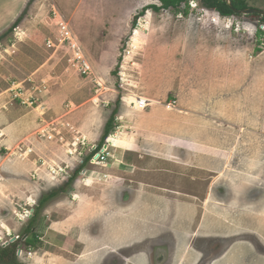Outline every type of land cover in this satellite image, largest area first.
Wrapping results in <instances>:
<instances>
[{
	"label": "rangeland",
	"instance_id": "obj_1",
	"mask_svg": "<svg viewBox=\"0 0 264 264\" xmlns=\"http://www.w3.org/2000/svg\"><path fill=\"white\" fill-rule=\"evenodd\" d=\"M30 1L15 31L0 42V117H15L17 107L27 109L24 114L32 122L37 119L46 124L34 131L39 137L36 141L49 140L43 131L53 133L50 141L68 148V153L71 145L65 128L73 130L70 121H93L100 138L116 110L115 128L106 140L124 133L117 145L113 142L117 148L111 147L117 156L131 147L132 132L136 131L137 140L153 136L150 143L139 140V150L114 166L125 180L124 191L117 192L120 206L125 205L116 208L123 210L126 219H132V205L144 199L152 206L147 214L152 219H146L153 230L149 233H172L179 247L189 251L192 235L200 231L197 246L210 249L212 256L219 255L233 239L208 236L212 229L208 222L202 224L204 219L220 213L225 221L232 218L228 220L234 222L235 233L248 235L244 233L246 204L250 198L261 197V174L256 169L264 168V52L257 48L259 18L222 16L205 8L201 0H191L189 6L183 3L177 10L152 8L161 5L159 0ZM249 5L264 10V0H250ZM61 22L68 26L69 37L61 32ZM83 61L90 63L92 71H83ZM13 81L35 91L40 106L31 107L13 95ZM133 96L145 97L158 112H134L139 108L131 102ZM67 112L68 121L63 116ZM172 122L181 123L182 139L187 142L166 141L172 135L166 124ZM6 133L4 123L0 124V249L14 243L19 247L14 260L0 264H100L108 251L106 243L117 248L134 241L126 234L117 241L103 239L101 245L91 248V241L78 239L80 229L69 231L67 221L60 225L71 210L70 193L46 197L42 204L40 199L59 187L84 183L87 176L83 172L74 176L68 170L71 164L78 168L87 161L82 163L69 154L65 159L57 156L54 161H62L54 162L55 168L67 171L50 175L51 163L43 173L44 161L32 158L33 148L23 143L12 148ZM75 140L78 138L72 142ZM92 144H87L85 154ZM13 161L20 170L10 171ZM252 168V176L247 175ZM69 174L73 182L68 180ZM140 179L159 185V191L153 185L143 195L134 190ZM102 193L103 202L113 206L116 200L111 192L103 188ZM40 205L38 219L32 224L39 240L26 248L24 238L35 240L32 230L26 228ZM95 222L87 230L96 234L102 224ZM56 227H61V233ZM253 235L264 247V239L258 233ZM135 242L139 243L136 247H147L142 238ZM187 251L179 258H186L183 264H192L198 256H192V250L185 256ZM249 259L254 261V257Z\"/></svg>",
	"mask_w": 264,
	"mask_h": 264
},
{
	"label": "crops",
	"instance_id": "obj_2",
	"mask_svg": "<svg viewBox=\"0 0 264 264\" xmlns=\"http://www.w3.org/2000/svg\"><path fill=\"white\" fill-rule=\"evenodd\" d=\"M29 2L30 0H0V34L5 32L9 27L12 26V24L20 17L24 8L28 5ZM150 106L152 107V104L148 105L144 109L139 108L133 110L134 112L142 111L143 113L148 112L151 114L153 112V114H156L158 110H153L150 108ZM19 108L18 107L14 108L16 112L15 117H11V116L9 117L8 115L5 114L1 116L0 124L4 123V127L8 130L6 136L8 134L7 136L8 144L9 145L12 144V148L14 147L13 145L18 143L19 144L23 143L33 148L34 151L30 150V152H32V158L37 157V159H40L42 162L44 161L40 167V171L44 173L47 169V166L50 165L51 163L53 164L51 165V167H55L54 166L55 163L56 164L61 163L62 159L60 161H54V159L57 156L58 159L59 158L65 159V156L68 155L67 153L68 148L65 149L64 146H61L57 142L56 144L54 143V141H50L46 139H44L45 142H37L36 139L39 137L35 136L36 133L34 134V131L38 130L40 127H46V124L39 123L40 120L37 119H34V121L32 122L30 116H28V114H24V111H27V109L25 110L22 107ZM33 112L35 113L36 111L34 110ZM161 112H165V111L161 110ZM68 115H70V112H67L66 114L63 115L66 117V121H68V118L70 117ZM130 115L131 113H129V116ZM166 116H169L168 113ZM37 118H38V114H37ZM73 118L75 120L76 116ZM69 123L71 126H73L72 131L69 129V127L65 128V130H67V133H69V138L67 139L69 141V144H71L70 142H72L74 137L86 138L88 143L90 142L95 144L97 143V141L100 142L105 130V127H103L102 133H100L102 135L99 138L98 137L99 129L98 127H95L93 125V121L85 120L82 121L81 124H79L77 121L74 122L70 121ZM54 124H56V126H59L58 123H54ZM156 125H158V123L155 124V126ZM166 126L167 128H165L164 125H162L161 129L165 128L166 130H168L169 134H172L167 136L169 137V140L166 141L175 142L179 144L183 143L182 141L187 142L186 140L182 139L181 123L172 122L166 124ZM262 126L263 125H261V127ZM131 135H132L131 147L129 149H122V154L120 156L119 155L117 156L115 154L114 156L115 159H112L109 164L108 163L94 164L88 160L87 162H85V164H82V166H79L78 168L75 167L74 168L75 170L70 169V171H72L73 174L77 173V171L79 170V173L83 172L84 175L87 177L85 178L84 183L75 182L74 187L69 189L68 193L70 194H68L67 198L69 200L68 204L71 210L69 212L68 217L64 218V220H61L58 223L61 225L62 223L67 221L69 224V231H71L72 228L80 229L79 230L80 238L78 239L91 241V245H90L91 248L92 246L97 247V245H101L103 239L120 238V237L123 238L126 236V234L128 235V237H134V234H142L146 232L149 233L150 231L151 232L153 231L152 228H149L147 226L148 221L146 220V219H152V217L149 216L150 215L149 212H151L152 206L147 202L145 204L144 199L139 198L137 200V203H134L132 205L131 220L125 218V214L123 213V210L120 211L119 208H116L118 205L120 206L121 204L120 203L121 198H119V194H117V192L119 191L118 193H120L121 191H124L125 180L121 178L120 175L116 174V170L114 169V166H116V164L118 166L122 164L125 155L128 154L131 155L133 153H136L134 152L135 149L139 150V144H138L140 143L139 140H144V142L150 143L152 142V137H153L150 134H147L146 137H141L137 140L136 131L132 132ZM40 143H44V144L40 145ZM44 146L46 148H44ZM33 152L35 153V155L33 154ZM25 154H29V152H26ZM172 155L173 154H170V156ZM88 157L89 155L85 154L84 157H81V160L83 161L87 160ZM5 160H8V157ZM16 160L20 161L18 158H15V161ZM9 165H10V169H12L10 171L20 170L18 163L14 161ZM5 166H6L5 172L8 174V161H7V165ZM93 166L96 167L95 170L88 168ZM235 171L236 170H234L233 172ZM250 171H251L250 173L247 172L246 174L252 176L253 168L250 169ZM258 171L261 174L260 177L261 179H259L258 185L260 186L259 190L262 194L261 197L259 198L254 197L247 200L246 205L248 206L246 207V213L244 216V225H245L244 233L248 235L242 237L243 235H241V233L238 232L235 233L233 228L234 222L228 220L232 218L231 217H229L228 219L225 218L227 219L225 221L224 218L221 219L220 213L213 214L211 220L204 219L202 221V224L208 222L209 224L208 228L212 229L211 235L208 236L218 237L225 240L233 239V242H229L221 250L219 257L214 262V264H264V247H262V244L260 242L255 241L257 240V238H255L254 240V235H253L258 233V236L261 239H264V177H263L264 168L256 169V172ZM87 179H92V183H87ZM139 183H140L139 186L136 187V189L134 190H137L139 193H142V195L148 191L149 186L151 185H153L154 190H156L157 192L160 189L159 185L152 184L149 181L140 179ZM251 184L252 183H250L248 186L252 187ZM245 185L247 187L246 183ZM142 186L145 187L143 188ZM103 188L111 192L110 195L112 196V198H115L116 201L114 202L113 206H111L109 203L105 204V202H103V197H104V194L102 193ZM133 188L135 187L133 186ZM161 189L165 190V188H161ZM106 195L107 197L109 196L107 193ZM124 205L122 204L120 207L124 208ZM221 208H222L221 200H219L218 209L221 210ZM236 219L237 218H234L235 221ZM94 221H96L95 223L102 224L101 231L100 232L96 231V234L87 230L89 228V225ZM103 224L105 225L103 226ZM247 227L250 228V231H248ZM56 229H58L61 233V227H56ZM249 257H254V261L252 262V260L250 259L248 260Z\"/></svg>",
	"mask_w": 264,
	"mask_h": 264
},
{
	"label": "flooded vegetation",
	"instance_id": "obj_3",
	"mask_svg": "<svg viewBox=\"0 0 264 264\" xmlns=\"http://www.w3.org/2000/svg\"><path fill=\"white\" fill-rule=\"evenodd\" d=\"M73 175L75 176V173ZM73 175L69 174L68 180H70L73 177ZM67 187L68 185L65 187H59L58 189H55L51 191L49 194L45 195V197L50 196L53 192H57V193L69 192V189L71 187L70 188L69 187L67 188ZM58 195L59 194H56L53 197L55 198ZM43 198L40 199L41 204H42ZM32 218H30L29 221ZM163 233L164 232L158 235H156L155 233H148L144 235V237H142V234H134L135 238L134 237L128 238V239L133 238L134 241L132 243L121 245L117 248H110L111 246L110 243H106L105 247L108 249V251H106L107 253H105L103 257L101 258L100 264H137L136 262H139L138 264H183L186 258L184 257L181 258V257L184 255V251H187V250L181 249L179 247L180 242H178L174 236L172 237L173 235L172 233H170L171 236L170 235L168 236L165 233L164 234ZM199 235L200 233L198 231L192 235V242L190 244V247H191L190 250H192L193 252L192 256H195V258L198 256L197 260L192 264H214V262L217 260L219 255L212 256V254L210 253V249L198 247L196 240L199 237ZM141 238L143 239L145 246L147 247H144V248H141L140 246L136 247L139 243L135 242V239H141ZM26 239L24 238L23 240H26ZM119 239H123V238L121 237L120 238H108V240L110 241L111 240L117 241ZM156 240H158V242H153ZM160 240H163V241H160ZM117 245L118 244H116L115 242V246ZM148 245H151V246H148ZM190 250L185 252V256L189 255ZM75 254L78 255V253H75ZM28 255H29V251H28ZM83 255H86V254H83ZM179 256L181 257L179 258Z\"/></svg>",
	"mask_w": 264,
	"mask_h": 264
},
{
	"label": "trees",
	"instance_id": "obj_4",
	"mask_svg": "<svg viewBox=\"0 0 264 264\" xmlns=\"http://www.w3.org/2000/svg\"><path fill=\"white\" fill-rule=\"evenodd\" d=\"M161 2L160 6L154 5L152 8L159 10V9H168V8H173V9H179L181 4L186 3L188 6L191 2V0H159ZM233 3V6L236 10H244L247 8H251V6L249 5L250 0H231ZM256 1V0H254ZM31 2V1H30ZM30 2L28 3L27 6H29ZM201 2L203 3V5L205 6V8L210 9V10H214L217 11L220 15L222 16H242L240 13H238L237 11H235L234 9H232L230 7V5L227 3L226 0H201ZM28 10V7L22 12V14L20 15V17L12 24L11 27H9L5 32H3L2 34H0V42H2L3 39H5L10 33L15 31L16 26H18L21 22V20L25 17V13ZM146 11V8L144 9V12ZM185 13H188V10H185ZM251 17H258L259 18V22L261 24L264 25V16L258 14V13H253L251 15H249ZM258 35L259 38L260 36L264 35V29L259 28L258 29ZM116 110L114 111V114L112 115V117L110 118V120L106 123L105 126V130L104 133L102 135V138L99 142V146L95 151H92L89 154V157L87 158L88 161L89 158H91L93 156V154H95L96 152H98L100 150V148L102 147V145L106 142V138L109 136V134L111 133V131L115 128V117H116ZM79 170L77 171L78 174ZM74 178H71L70 181L73 182ZM71 182V183H72ZM57 194V192H53L50 196H48L47 198H51L53 196H55ZM46 197H44L43 201L45 199H47ZM42 201V202H43ZM43 205H40L37 209V213L34 214V217L30 220V223L28 225V227L26 228V231H30L32 230V239L35 238V240H31L30 242L28 241V238L26 240H24V247H28L31 248L33 246L36 245V243L38 242L39 238H38V234L33 231V223H35V219H38L39 216V210L40 208H42ZM18 244L14 243V245L12 246H7L5 248H1L0 249V261L4 262V261H11L14 260V257H16V253H17V248H18ZM23 247V248H24ZM14 263H16V261H13ZM17 264V263H16Z\"/></svg>",
	"mask_w": 264,
	"mask_h": 264
},
{
	"label": "built area",
	"instance_id": "obj_5",
	"mask_svg": "<svg viewBox=\"0 0 264 264\" xmlns=\"http://www.w3.org/2000/svg\"><path fill=\"white\" fill-rule=\"evenodd\" d=\"M61 25V32H64L65 36L69 37V29L67 25H64L63 22L60 23ZM262 29H264V25L261 24L260 25ZM257 41L259 42L258 47L259 49H261L262 52H264V35L260 36V38L257 39ZM1 44V43H0ZM1 46V45H0ZM261 52V53H262ZM85 63V67H83V71L85 73H88V71H92V67L90 65V63L88 61H83ZM10 91L13 95H15L16 97H20L21 100L23 101V103H27L29 106L31 107H35V104L38 105V100H37V93L35 91H32L31 89H28L26 86H23L22 84L19 85V83L13 81V83L10 85ZM38 88H36L37 91ZM133 104L135 105V107L140 108V109H144L148 106V101L146 100L145 97H140L139 99H137V102H133ZM40 106V104L36 107L38 108ZM70 127H72L70 124L68 125ZM55 129L58 130V127H55ZM73 128V127H72ZM43 129V128H42ZM44 130H48L47 128H45ZM61 132H59L60 134ZM43 136H48L49 140L53 139V136L55 134H50L45 133L44 131L41 133ZM47 138V137H46ZM111 137H109L106 142L102 145V147L100 148V150L98 152H96L95 154H93V156L91 157L90 161L94 164H106L108 163L109 159L115 158V153L113 151H111V147H114L113 142L110 140ZM87 144H89L87 142L86 138H78V140H75L73 142H71V147H70V151L68 152L69 155L73 156V157H77L80 158L85 156V149L87 147ZM69 145V146H70ZM99 145H95L92 144L91 145V149H90V153L92 151H95L98 148ZM84 161L82 160V163ZM69 167V166H68ZM63 169L65 168H60V169H56L52 167V172L50 175L52 174H59L60 171L65 172L67 171L65 169V171H63ZM70 169H74V164H71L69 167ZM68 170V171H69ZM32 255L31 252H29V255Z\"/></svg>",
	"mask_w": 264,
	"mask_h": 264
},
{
	"label": "water",
	"instance_id": "obj_6",
	"mask_svg": "<svg viewBox=\"0 0 264 264\" xmlns=\"http://www.w3.org/2000/svg\"><path fill=\"white\" fill-rule=\"evenodd\" d=\"M227 3L230 5V7L232 9H234L235 11H237L238 13L240 14H244V15H250V14H253V13H258L262 16H264V10L263 9H258V8H247V9H244V10H236L233 6V3L231 0H226Z\"/></svg>",
	"mask_w": 264,
	"mask_h": 264
},
{
	"label": "bare ground",
	"instance_id": "obj_7",
	"mask_svg": "<svg viewBox=\"0 0 264 264\" xmlns=\"http://www.w3.org/2000/svg\"><path fill=\"white\" fill-rule=\"evenodd\" d=\"M207 11V10H206ZM207 12H209V11H207ZM217 16V15H216ZM71 35V34H70ZM133 41H134V48H136L137 46H138V44H137V40H136V37H134V39H133ZM101 83L103 84V82L101 81ZM100 83V84H101ZM132 99H131V102L133 103V102H137V99H139V98H136L135 96H133V97H131ZM122 136H124V133H120V134H116L115 136H114V139H113V141H112V139H110L112 142H114V144H115V142H116V145L118 144V142L121 140V138H122ZM113 144V145H114ZM126 149H127V147H126ZM92 181L90 180V179H87V183H91Z\"/></svg>",
	"mask_w": 264,
	"mask_h": 264
},
{
	"label": "clouds",
	"instance_id": "obj_8",
	"mask_svg": "<svg viewBox=\"0 0 264 264\" xmlns=\"http://www.w3.org/2000/svg\"><path fill=\"white\" fill-rule=\"evenodd\" d=\"M114 148L116 149V147H114ZM114 153H115V152H114ZM89 154H90V153H89ZM89 154H88V155H89ZM90 159H91V158H90ZM112 159H115V158H112ZM74 170H75V169H74Z\"/></svg>",
	"mask_w": 264,
	"mask_h": 264
}]
</instances>
